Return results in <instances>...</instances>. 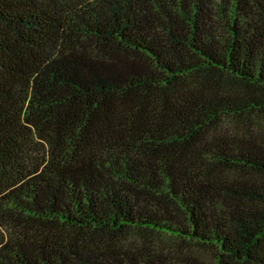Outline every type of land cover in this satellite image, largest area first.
Returning a JSON list of instances; mask_svg holds the SVG:
<instances>
[{
  "label": "trees",
  "instance_id": "trees-1",
  "mask_svg": "<svg viewBox=\"0 0 264 264\" xmlns=\"http://www.w3.org/2000/svg\"><path fill=\"white\" fill-rule=\"evenodd\" d=\"M0 264H264V0H0Z\"/></svg>",
  "mask_w": 264,
  "mask_h": 264
}]
</instances>
